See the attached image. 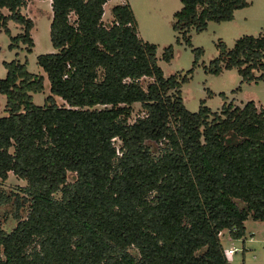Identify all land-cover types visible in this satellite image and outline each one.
Here are the masks:
<instances>
[{"label":"trees","instance_id":"16d2710c","mask_svg":"<svg viewBox=\"0 0 264 264\" xmlns=\"http://www.w3.org/2000/svg\"><path fill=\"white\" fill-rule=\"evenodd\" d=\"M107 1H50L54 50L36 56L49 81L43 104L33 93L44 89V76L18 58L4 62L0 182L11 171L26 183L15 193L0 187V209L16 205L15 226L0 225V264H230L222 232L240 239L246 220L264 222V105L239 106L220 93L219 110L204 100L187 109L181 86L189 78L164 75L128 2L113 5L104 23ZM182 1L172 27L186 43L192 29L231 20L248 5ZM26 2L0 0V29L10 34L8 20L21 24L9 48L21 43L31 52ZM216 46L205 71L235 68L243 81L264 80V30ZM192 51L189 71L203 49ZM172 57L169 45L162 59ZM134 103L141 114L130 122Z\"/></svg>","mask_w":264,"mask_h":264},{"label":"rangeland","instance_id":"374dc122","mask_svg":"<svg viewBox=\"0 0 264 264\" xmlns=\"http://www.w3.org/2000/svg\"><path fill=\"white\" fill-rule=\"evenodd\" d=\"M51 0H27L26 5L21 7L20 12L33 20V27L30 30L34 40L31 52L24 50L25 45L19 44L15 48H9L10 35L14 36L23 31L21 24L13 20L7 21L10 34L0 29V77L6 74L4 62L18 58L26 62V68L33 73L44 76V89L41 92L33 93V102L43 104L44 98L50 93L49 81L44 70L36 63V56L41 53L54 50L50 40V22L52 18ZM128 2L132 7L138 24V35L145 41L157 45V61L165 76L177 74L179 77L186 75L189 79L181 86V96L184 105L191 111H197L200 101L213 111L219 110L223 103L220 93L226 95L225 100L242 106L246 101L253 100L258 108L264 105V80L243 81L235 68L224 69L219 74L205 71L210 61L218 55L216 43L223 41L231 47L235 40L243 35H258L264 30V0H247L248 5L236 9L233 18L226 21H208L204 30L188 32L190 43H186L182 36L173 30L172 24L175 15L185 7L182 0H109L104 5L102 21L109 24L112 20L111 7L117 3ZM2 14L7 15L6 8L1 9ZM71 14L70 19L73 20ZM177 38L179 40H177ZM171 45L173 57L170 61L162 59L164 49ZM195 47H201L203 53L192 71ZM259 74V72H255ZM149 80V79H147ZM211 91L209 95L208 91ZM59 105L64 100L55 97ZM6 97L0 93V116L6 114L4 108ZM141 114L139 103L132 105L130 122ZM118 143V141L116 142ZM74 178L73 173L68 174V180ZM25 181L11 171L5 180L0 182V187L5 193L19 192V188L25 185ZM15 203L9 201L1 206L0 225L5 230L12 229L16 224L13 216ZM21 215H25V205L19 209ZM244 237L233 239L228 231L221 234V243L224 248L233 246L234 253L230 264H264V222L248 219L246 222Z\"/></svg>","mask_w":264,"mask_h":264},{"label":"built area","instance_id":"2783aa9c","mask_svg":"<svg viewBox=\"0 0 264 264\" xmlns=\"http://www.w3.org/2000/svg\"><path fill=\"white\" fill-rule=\"evenodd\" d=\"M116 141H118V140H116ZM233 253H234V248L233 247L225 248V250H224V255L228 259V261H230L232 259Z\"/></svg>","mask_w":264,"mask_h":264},{"label":"crops","instance_id":"0c3cea01","mask_svg":"<svg viewBox=\"0 0 264 264\" xmlns=\"http://www.w3.org/2000/svg\"><path fill=\"white\" fill-rule=\"evenodd\" d=\"M108 1H109V0H108ZM108 1H107L106 3H108ZM106 3H105V4H106ZM105 4H104V5H105ZM246 221H247V220H246ZM246 221H245V222H246ZM245 229H246V224H245ZM231 247H233V246H228V247H226V248H231ZM232 256H233V255H232Z\"/></svg>","mask_w":264,"mask_h":264}]
</instances>
